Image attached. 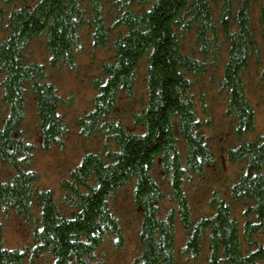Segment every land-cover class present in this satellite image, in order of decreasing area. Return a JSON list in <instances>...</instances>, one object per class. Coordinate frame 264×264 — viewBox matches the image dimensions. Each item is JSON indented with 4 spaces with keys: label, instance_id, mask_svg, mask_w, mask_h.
I'll return each mask as SVG.
<instances>
[{
    "label": "trees",
    "instance_id": "obj_1",
    "mask_svg": "<svg viewBox=\"0 0 264 264\" xmlns=\"http://www.w3.org/2000/svg\"><path fill=\"white\" fill-rule=\"evenodd\" d=\"M250 1L221 0L215 10L211 0H0V88L7 107L0 164L13 171L0 180V264L34 263L37 257H47L44 264H103L98 252L106 242L117 249L124 244L111 201L128 184L141 215L135 264H177L178 225L186 236L181 255L196 261L205 251L206 264H264V132L243 139L256 125L243 79L257 48ZM258 21L264 26V0ZM187 33L198 46L195 55L183 52ZM261 38L264 43V29ZM35 40L43 45L45 63L27 56ZM85 40L109 57L92 79L90 109L75 122L82 136L101 135L103 145L101 152L84 153L61 179L60 205L52 190L37 188L33 154L62 144L68 131L60 109L72 97L60 96L46 70H74ZM220 59L222 71L211 78L224 93V115L239 138L224 156L239 169L224 186L225 196L212 192L210 211L194 219L185 184L216 158L205 132L208 105L202 94L195 96L193 78L215 70ZM142 62L143 95L129 112L131 130L114 111L119 99L136 98ZM28 98L37 146L22 136ZM229 201L244 205L242 222ZM9 211L33 222L31 244L24 248L5 245L1 214Z\"/></svg>",
    "mask_w": 264,
    "mask_h": 264
},
{
    "label": "rangeland",
    "instance_id": "obj_2",
    "mask_svg": "<svg viewBox=\"0 0 264 264\" xmlns=\"http://www.w3.org/2000/svg\"><path fill=\"white\" fill-rule=\"evenodd\" d=\"M35 1L29 0L30 3H34ZM262 1L251 0L248 12L249 20L251 21V30L254 33L257 48L253 52L248 68L243 73V79L247 96L255 108L256 125L254 132L243 136V139H251L256 134H262L264 132V43L261 38L264 26L258 21ZM220 2L221 0H211L215 10L219 7ZM183 42L182 49L184 53L194 55L197 53L198 46L195 43L192 33H187ZM85 44L86 51L79 57L74 70L65 67L56 69L47 68L46 70L47 80L55 84L60 96L65 101L70 96L72 97L71 104L60 109L68 129L66 136L61 139L62 144L51 146L49 150L39 148L33 154V169L39 174L37 188L52 190L57 202H59V183L61 179L66 177L68 171L78 164L81 156L89 151H102V136H82L75 122L78 117L90 109L94 96L92 79L98 73V64L109 57L106 50L93 49L88 43V40H85ZM26 53L30 60L39 63L46 62L47 55L44 52L41 41H33ZM143 65L142 62L138 73L136 98L129 103L124 98L119 99V103L114 111V117L123 120L131 130H135V128L129 124L128 116L129 112L138 108L137 105L140 104V98L143 95V90L140 88L141 79L144 75ZM222 66L223 60L220 59L215 70H210L202 77L193 78L196 80L194 85L195 96L198 98L202 94L208 105L207 116H210V126L206 128L205 132L207 142L216 158L215 164L212 167L205 169L202 174L193 175L192 181L186 182L185 184L184 189L187 193L194 219L206 215L210 211L208 202L212 192H218L225 196L224 186L230 184L229 180L236 177L239 169L237 164L226 161L224 156L225 150L229 146H234L239 138L234 135L233 125L224 115L226 108L224 93L220 91L218 85L216 86L212 81L214 79L211 78L212 73H221ZM6 114L7 107L1 101L0 88V125ZM199 116L201 119L207 117L202 114ZM21 130L22 136L37 146V118L35 116L34 106L29 98L25 105V117L21 125ZM12 172L10 167L0 164V180L7 179ZM155 178L163 187L165 193H167L168 184L164 183L165 180L162 179L158 171H156ZM132 189V184H128L119 190L111 201V208L122 227L124 244L121 248L117 249L111 243L106 242L98 252L99 257L103 259V264H135L134 260L140 252L137 235L141 215L133 204L131 196ZM229 202L231 203V201ZM231 207L234 215L242 222L240 214L244 205L231 203ZM1 219L4 229L5 245L7 247L24 248L26 245L31 244L32 221L27 223L11 211L1 214ZM185 237L181 227L178 225L175 241L177 250L176 263L206 264L207 254L205 251H203L200 260L196 261L180 254V248L183 246ZM46 259L47 257H37L34 263L27 261L25 264H44Z\"/></svg>",
    "mask_w": 264,
    "mask_h": 264
}]
</instances>
